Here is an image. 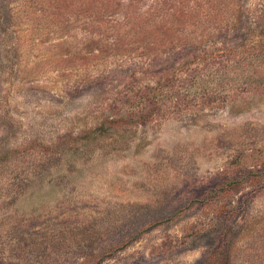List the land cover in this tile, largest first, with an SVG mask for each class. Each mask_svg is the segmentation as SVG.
I'll return each mask as SVG.
<instances>
[{"label":"rangeland","instance_id":"374dc122","mask_svg":"<svg viewBox=\"0 0 264 264\" xmlns=\"http://www.w3.org/2000/svg\"><path fill=\"white\" fill-rule=\"evenodd\" d=\"M0 264H264V0H0Z\"/></svg>","mask_w":264,"mask_h":264}]
</instances>
